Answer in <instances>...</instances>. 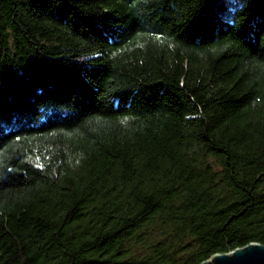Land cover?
Here are the masks:
<instances>
[{
	"label": "trees",
	"instance_id": "1",
	"mask_svg": "<svg viewBox=\"0 0 264 264\" xmlns=\"http://www.w3.org/2000/svg\"><path fill=\"white\" fill-rule=\"evenodd\" d=\"M264 244V0H0V264H200Z\"/></svg>",
	"mask_w": 264,
	"mask_h": 264
},
{
	"label": "water",
	"instance_id": "2",
	"mask_svg": "<svg viewBox=\"0 0 264 264\" xmlns=\"http://www.w3.org/2000/svg\"><path fill=\"white\" fill-rule=\"evenodd\" d=\"M200 264H264V244L249 242L226 253H214Z\"/></svg>",
	"mask_w": 264,
	"mask_h": 264
},
{
	"label": "rangeland",
	"instance_id": "3",
	"mask_svg": "<svg viewBox=\"0 0 264 264\" xmlns=\"http://www.w3.org/2000/svg\"><path fill=\"white\" fill-rule=\"evenodd\" d=\"M226 4H230V2H238V0H223Z\"/></svg>",
	"mask_w": 264,
	"mask_h": 264
}]
</instances>
